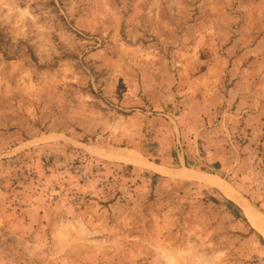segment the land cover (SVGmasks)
I'll return each instance as SVG.
<instances>
[{"label":"rangeland","instance_id":"374dc122","mask_svg":"<svg viewBox=\"0 0 264 264\" xmlns=\"http://www.w3.org/2000/svg\"><path fill=\"white\" fill-rule=\"evenodd\" d=\"M245 206L264 0H0V264H264Z\"/></svg>","mask_w":264,"mask_h":264},{"label":"bare ground","instance_id":"6f19581e","mask_svg":"<svg viewBox=\"0 0 264 264\" xmlns=\"http://www.w3.org/2000/svg\"><path fill=\"white\" fill-rule=\"evenodd\" d=\"M187 177V176H186ZM190 177V176H189ZM192 177V176H191ZM198 177V176H197ZM202 178V177H201ZM201 178H199L201 180ZM204 178V177H203ZM196 179V178H194ZM204 180V179H203ZM207 180V179H206ZM205 180V181H206ZM210 180V179H209ZM211 180H213L211 178ZM215 180V179H214ZM217 181V179H216ZM209 183V182H208ZM212 183L214 185H217L219 187H221V185L218 182L212 181ZM246 215L248 217V219L251 221L252 225L264 236V220L262 218H264L262 216V218L259 216V214H257L253 209L248 208L247 206L244 207Z\"/></svg>","mask_w":264,"mask_h":264}]
</instances>
